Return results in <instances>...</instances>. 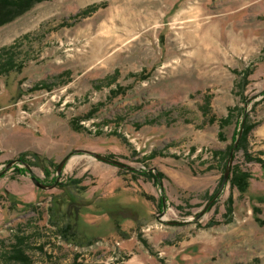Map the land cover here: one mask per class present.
I'll list each match as a JSON object with an SVG mask.
<instances>
[{"label":"rangeland","instance_id":"rangeland-1","mask_svg":"<svg viewBox=\"0 0 264 264\" xmlns=\"http://www.w3.org/2000/svg\"><path fill=\"white\" fill-rule=\"evenodd\" d=\"M8 61L0 173L17 162L0 176V264H21L14 247L29 264H264V171L243 150L231 170L249 172L246 191L228 179L210 204L225 174L215 153L243 132L237 113L220 120L248 67L246 147L264 159V0H47L0 27ZM23 153L53 188L15 170ZM56 177L81 179L94 200L81 216L89 247L49 223Z\"/></svg>","mask_w":264,"mask_h":264},{"label":"trees","instance_id":"trees-1","mask_svg":"<svg viewBox=\"0 0 264 264\" xmlns=\"http://www.w3.org/2000/svg\"><path fill=\"white\" fill-rule=\"evenodd\" d=\"M44 1L47 0H0V27L14 21L15 19L30 11L35 5ZM14 70L15 66L12 61L2 63L0 64V77ZM252 73L253 69L249 67L241 72H238L240 80L236 83L235 89L236 95L240 97V103L247 104L249 101L245 93L247 91V87L250 82L249 78ZM262 96L264 97V92H262ZM240 103H238L234 107H231L228 111L227 117L220 120V128L222 130L225 124L233 118L235 113H237V116H239L242 121L240 124V128L242 127L243 132L240 141L236 147L235 153L240 150H243L246 161L248 163H258L261 169L264 171V159L260 157H253L248 152V149L246 147L248 135L250 134L253 125L250 121L249 113L247 112V106L241 107ZM236 136H238V134ZM219 137L223 138L222 132H219ZM236 138L237 137H235L233 144L236 141ZM233 144L227 146L225 151L215 153L223 154V170L226 169ZM33 155L39 157L36 154ZM25 156L26 155L24 153L21 154L19 161L21 164L27 165L28 167H15V170L22 174H30L31 178L34 181L39 180L30 169L31 163L25 161ZM44 171L48 173V170L46 168H44ZM150 173L152 172L150 171ZM163 176L164 175L160 172H157L155 174V179L158 183H161V179L163 178ZM250 177L251 176L249 175V172L241 170L239 166H234L231 170L229 183L231 184L232 189L236 188L240 192H245L248 186V179ZM223 178L224 176H222V180ZM53 183H57L58 188L62 189V193L54 195L50 201V205L48 208L49 223L51 224V226L55 227L57 235L66 244L82 248L91 246L94 243L93 240L96 238L87 237V233L82 227L83 223L81 216L86 208L93 205L94 200L88 199V197L85 195L84 187H79L82 183V180L74 179L71 180L70 183L67 182L64 184L63 182H58V178L56 177ZM214 196L215 195H213L211 199L214 198ZM232 204L233 199L232 197H230L228 207V214L230 216L233 212ZM115 225V228L118 231H120L125 236L127 235L125 232H122L121 223L118 219L115 220ZM9 258L16 261H21V264H29L28 257L25 255L22 248L14 247L13 253L9 256Z\"/></svg>","mask_w":264,"mask_h":264},{"label":"water","instance_id":"water-1","mask_svg":"<svg viewBox=\"0 0 264 264\" xmlns=\"http://www.w3.org/2000/svg\"><path fill=\"white\" fill-rule=\"evenodd\" d=\"M241 135H242V130L239 132L238 137H237V139H236L235 143L233 144V147H232V149H231V151H230V155H229V159H228L227 166H226V169H225V174H224L223 182H222V184H221V188H220L219 192L216 194V196L212 199V201L210 202V204L213 203V202L217 199V197H218V196L220 195V193L222 192V190H223L225 184L228 182V179H229V176H230V171H231V166H232V163H233V161H234L235 150H236V147H237V145H238V143H239V140H240V138H241ZM78 153H88V154H90V155L96 157V158L99 159V160L106 161V162H109V163L116 164V165H119V166H120V164L115 163V162H112V161L106 159L105 157L100 156V155H98V154H96V153H93V152H86V151L79 150ZM68 159H69V157H66V158H65V159L59 164L58 169H57V174H58V175L61 174V172H62V170H63V167H64V165L66 164V162L68 161ZM16 162H17V161L10 162V163L6 166L5 170H4L3 172L0 173V176H1L5 171L11 169L12 166H13L14 164H16ZM26 167H28V166L26 165ZM33 181H34V180H33ZM34 182L37 184V186H39V187H41V188H53V187L55 186V185H51V186L45 185V184H43L42 182H40L39 180H36V181H34ZM210 204H208L207 208L209 207Z\"/></svg>","mask_w":264,"mask_h":264},{"label":"bare ground","instance_id":"bare-ground-1","mask_svg":"<svg viewBox=\"0 0 264 264\" xmlns=\"http://www.w3.org/2000/svg\"><path fill=\"white\" fill-rule=\"evenodd\" d=\"M207 39L209 40V42H212V43H214V38L212 39V37H211V36H209V35H208ZM215 41H216V40H215ZM212 43H211V44H212ZM216 47H218V46H216Z\"/></svg>","mask_w":264,"mask_h":264}]
</instances>
